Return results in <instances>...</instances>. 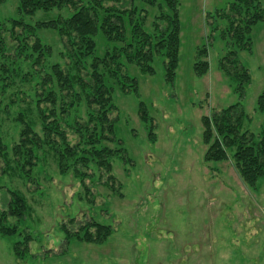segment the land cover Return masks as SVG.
Returning <instances> with one entry per match:
<instances>
[{
    "label": "rangeland",
    "instance_id": "obj_1",
    "mask_svg": "<svg viewBox=\"0 0 264 264\" xmlns=\"http://www.w3.org/2000/svg\"><path fill=\"white\" fill-rule=\"evenodd\" d=\"M228 1L178 0L180 45L173 86L164 80L161 56L153 62V75L127 66L138 80L139 95L113 91L115 109L110 117L123 152L111 158L112 182L95 166L80 168L87 173L84 185L71 167L61 173L47 144L35 151L37 165L30 176L17 172L10 149L19 141L17 118L29 112V105L19 93L20 100L11 104L8 90L6 111L0 114V140L11 171L0 156V210L8 201L7 189L20 192L28 208L17 233L0 234V264H264V179L249 187L230 159L203 158L202 116L239 101L248 117L244 129L258 134L264 119L256 109V98L264 92V20L252 27L251 52H238L250 76L242 98L217 68L226 51L219 37L224 21L218 14ZM16 5L17 0H3L0 20L15 17ZM209 14H214L209 19L218 31L208 48V72L197 76L193 63L197 48L210 34ZM47 17L37 11L32 18ZM38 35L51 46V60H58L64 40L53 30ZM140 101L152 134L139 118ZM36 128L40 129L38 124ZM91 217L111 225V235L102 243L67 238L61 230L69 219L81 224ZM70 225L71 230L77 227ZM24 236L30 238L25 252L21 254L20 246L15 253V242Z\"/></svg>",
    "mask_w": 264,
    "mask_h": 264
},
{
    "label": "trees",
    "instance_id": "obj_2",
    "mask_svg": "<svg viewBox=\"0 0 264 264\" xmlns=\"http://www.w3.org/2000/svg\"><path fill=\"white\" fill-rule=\"evenodd\" d=\"M37 11L48 17L34 20ZM219 11L218 18L224 21L219 37L226 51L218 59L217 68L242 98L250 76L238 52H251L250 33L256 23L264 20V8L260 0H229ZM213 15L206 17L210 33L206 43L196 51L193 72L197 76L208 72V48L218 31L215 21L209 19ZM41 30H53L64 40L58 60H51L52 49L38 35ZM179 31L178 0H17L16 16L0 20V114L6 111L3 103L9 89L11 104L16 98L20 100L19 93L29 105V112L17 118L21 126L19 141L10 149L17 172L30 176L37 165L35 151L47 144L61 173L71 167L82 183L87 173L80 168L95 166L103 171L107 182H112L111 158L123 152L114 133L115 119L110 117L115 109L113 91L118 88L138 96V80L128 73L127 66L134 65L141 73L153 75L157 56L163 57L165 82L173 86L179 61ZM23 86L28 90L20 91ZM256 109L264 114V92L256 98ZM138 113L152 134L142 101ZM247 120L239 101L202 116L201 139L206 146L203 158L206 162L230 159L242 180L255 188L257 181L264 179V119L258 134L244 129ZM70 134L73 138L69 139ZM0 154L5 168L11 171L1 140ZM6 193L8 201L0 210V234L13 235L28 206L17 190L7 189ZM10 218L15 221L8 222ZM68 221L61 225L67 238L99 244L112 232L110 224L93 217L81 224L73 218ZM70 224L77 227L71 230ZM29 239L24 236L15 242V253L20 250L23 254Z\"/></svg>",
    "mask_w": 264,
    "mask_h": 264
}]
</instances>
